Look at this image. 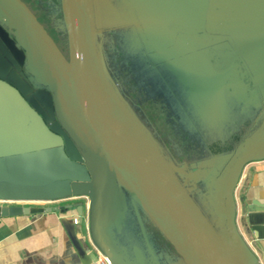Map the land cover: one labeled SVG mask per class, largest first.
<instances>
[{
	"label": "water",
	"instance_id": "obj_1",
	"mask_svg": "<svg viewBox=\"0 0 264 264\" xmlns=\"http://www.w3.org/2000/svg\"><path fill=\"white\" fill-rule=\"evenodd\" d=\"M126 1L155 59L169 64L183 84L200 94L207 106V117H221L227 76L218 74L197 47L206 31L210 1ZM62 5L69 59L23 0H0V16L9 20L14 43L25 52V72L54 93L59 108L67 112L75 137L92 154L96 173L88 181L74 176L65 183L53 182L44 188L25 190L9 189L6 182H0V217L59 212L64 208L15 203L89 196L94 242L113 264H126L114 246L110 229L121 232L129 209L128 194L150 214L186 264H260L257 258L246 256L248 248L236 226L234 189L244 167L253 159L264 158V133L257 145L256 134L246 138L234 164L229 161L223 168L205 166L190 170L188 178L200 180L212 192L214 209L225 220V232L221 233L186 190L174 184L173 176L157 162L147 142L126 126L127 119L100 66L90 1L62 0ZM259 8L263 26L254 44L264 53V0H259ZM11 18L17 20L20 28L15 27ZM72 205L82 219L84 200ZM82 242L92 262L100 264L83 235Z\"/></svg>",
	"mask_w": 264,
	"mask_h": 264
},
{
	"label": "crops",
	"instance_id": "obj_2",
	"mask_svg": "<svg viewBox=\"0 0 264 264\" xmlns=\"http://www.w3.org/2000/svg\"><path fill=\"white\" fill-rule=\"evenodd\" d=\"M7 45L11 52L17 47L13 40ZM0 48L7 56L3 59L0 52V182H6L9 189L25 190L44 188L53 182L65 183L74 176L88 181L92 173H96L93 157L75 137L67 112L59 108L54 93L46 86L30 75H18L12 56L1 42ZM253 113L243 134H256L257 145L264 133V104ZM237 151L219 165L206 163L201 167L223 168L229 161L234 164L238 160H235ZM234 196L236 226L248 248L246 256L255 257L264 264V158L253 159L244 167ZM209 197L213 208L212 193ZM79 200H84L82 219L72 205ZM49 205L64 208L59 212L0 217V264H94L82 242V235L99 261L101 258L105 262L111 260L92 238L89 196L60 199ZM129 218L142 228L144 234L143 218L146 219L170 243L150 214L131 198L121 232L110 229L114 246L126 264H186L181 256L164 251L165 247L161 254L155 253L148 239L147 248L136 243L117 244L115 236L125 230ZM111 262L113 264V260Z\"/></svg>",
	"mask_w": 264,
	"mask_h": 264
},
{
	"label": "rangeland",
	"instance_id": "obj_3",
	"mask_svg": "<svg viewBox=\"0 0 264 264\" xmlns=\"http://www.w3.org/2000/svg\"><path fill=\"white\" fill-rule=\"evenodd\" d=\"M23 1L69 59L62 0ZM89 1L100 66L109 90L118 100V108L127 119L126 126L147 142L157 162L173 176L174 184L186 190L214 227L224 233L225 227L215 224L217 219L209 203L212 192L201 181L194 182L188 176L192 168L206 163L219 165L228 158L239 145L238 135L245 132L252 121L253 111L243 115L231 107L220 121L206 117L195 104L186 100L174 79L152 56L126 0ZM0 24L14 37V29L3 15ZM22 204L49 205L44 201ZM143 228L145 234L129 218L125 230L115 236L117 244L136 243L147 248L148 239L155 253L161 254L165 247L168 254L180 256L144 218Z\"/></svg>",
	"mask_w": 264,
	"mask_h": 264
},
{
	"label": "flooded vegetation",
	"instance_id": "obj_4",
	"mask_svg": "<svg viewBox=\"0 0 264 264\" xmlns=\"http://www.w3.org/2000/svg\"><path fill=\"white\" fill-rule=\"evenodd\" d=\"M209 1L206 31L197 47L209 59L218 74L227 76L224 84V113L219 118H213L220 121L231 110V107L236 109L239 114L245 115L247 111L259 109L264 104V74L262 72L264 53L261 47L254 44L257 41L256 36L263 26V19L260 13L259 0ZM137 24L139 26L138 22ZM11 40L14 41L11 32L0 24V42L5 46L18 67L17 69L14 66L18 75L26 76L28 74L24 70L25 52L18 46L14 52H11L9 45H7ZM0 52L2 58L6 59L7 56L2 53L1 48ZM157 63L163 66L170 77L174 79L186 100L195 104L198 110L206 116L207 106L200 94L194 92L190 86L183 84L169 64L159 61ZM0 79L2 78L0 77ZM249 136L251 135L243 133L238 135L240 142L236 149L231 151V157ZM240 156L239 153L235 160ZM126 198L130 207L131 198L128 194ZM213 211L217 219L215 224L218 227H224L225 220L219 218L214 207Z\"/></svg>",
	"mask_w": 264,
	"mask_h": 264
},
{
	"label": "built area",
	"instance_id": "obj_5",
	"mask_svg": "<svg viewBox=\"0 0 264 264\" xmlns=\"http://www.w3.org/2000/svg\"><path fill=\"white\" fill-rule=\"evenodd\" d=\"M44 202H45V203H48V204H51V203H54V202H56V201H44ZM103 256H105V255H103ZM103 256H102V257H103ZM103 259H104V258H103ZM103 259L101 258V260L99 261L100 264H112L111 260L107 259V262H105ZM94 264H96V263H94Z\"/></svg>",
	"mask_w": 264,
	"mask_h": 264
},
{
	"label": "bare ground",
	"instance_id": "obj_6",
	"mask_svg": "<svg viewBox=\"0 0 264 264\" xmlns=\"http://www.w3.org/2000/svg\"><path fill=\"white\" fill-rule=\"evenodd\" d=\"M12 19V21H13V23H14V25H15V27L16 28H20V24L17 22V20L15 19V18H11ZM8 20V19H7ZM9 21V20H8ZM7 21V22H8Z\"/></svg>",
	"mask_w": 264,
	"mask_h": 264
},
{
	"label": "trees",
	"instance_id": "obj_7",
	"mask_svg": "<svg viewBox=\"0 0 264 264\" xmlns=\"http://www.w3.org/2000/svg\"><path fill=\"white\" fill-rule=\"evenodd\" d=\"M146 41V40H145Z\"/></svg>",
	"mask_w": 264,
	"mask_h": 264
}]
</instances>
